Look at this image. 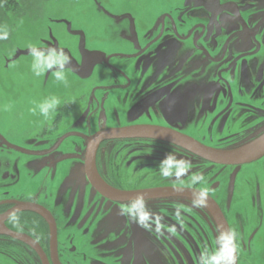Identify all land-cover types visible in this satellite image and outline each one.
<instances>
[{"label":"rangeland","instance_id":"rangeland-1","mask_svg":"<svg viewBox=\"0 0 264 264\" xmlns=\"http://www.w3.org/2000/svg\"><path fill=\"white\" fill-rule=\"evenodd\" d=\"M219 1L23 0L18 7L12 6L13 10L7 8L0 18V25L9 30V38L0 41V132L27 150L45 151L69 132L91 135L107 127L162 121L161 112L165 110L161 101L141 115L134 111L140 99L162 90L168 100L180 101L165 120L169 126L186 129L211 146L246 144L264 131V119L257 124L251 125V121L240 124L234 121V112L232 119L223 120L222 113L218 115L220 111L210 110L211 94L206 95L201 111L194 109V115L188 116L186 96L193 100L200 98L197 93L200 87L211 91L210 83L217 78L209 74L204 80L201 76L206 63L211 65L213 74L217 67L204 55L191 51L189 42H180L170 28L161 35V23L170 26L169 17L173 15L181 37H185L198 22L211 21L210 12ZM234 1L240 5L244 18L256 24L263 19L264 0ZM221 21L227 23L223 22L224 28L226 25L228 29L239 28L229 11ZM134 23L141 33L140 51L156 43L144 52L145 59L137 66L134 61L126 66L123 58L112 54L139 52L130 42ZM229 32L224 30L221 37ZM209 37L213 43L216 41ZM260 39L264 41V32ZM30 43L65 51L71 58L65 70L67 85L56 80L54 71L39 77L33 75L27 47ZM98 57L100 60L88 67L89 60ZM132 69H137L136 74ZM121 70L127 75L121 74ZM49 95L58 96L61 105L53 118L45 120L38 110L33 114L31 109ZM86 144L81 136H69L58 152L84 153ZM168 153L174 154L178 161L190 162L188 175L179 180L159 175V162ZM43 159V155L16 151H10L9 155L0 153L4 162L0 167V191L13 186L16 195L26 190L35 192L41 187V179L46 181L52 198H45L44 194L40 198L50 206L60 205L56 211L63 264H119L125 246L133 247L135 243L139 244L140 264H204L208 254L218 251L224 243L209 212L203 207H193L192 201L177 197L145 201L154 214L149 217L139 202L120 206L98 194L87 182L82 160H70L48 169ZM6 161L12 163L9 168ZM95 164L106 183L127 190L162 185L193 187L191 175H203L206 184L195 187H207L223 207L236 234L239 264H264V154L248 165L222 167L166 143L114 140L101 145ZM6 169L16 174L17 179H2ZM44 175L46 178H42ZM77 207L82 212L75 215ZM90 208L93 216L84 223L82 218ZM137 217L148 227L135 222ZM31 234L47 245V233ZM220 255L226 258L225 249ZM0 264L42 262L27 245L0 234Z\"/></svg>","mask_w":264,"mask_h":264},{"label":"flooded vegetation","instance_id":"flooded-vegetation-1","mask_svg":"<svg viewBox=\"0 0 264 264\" xmlns=\"http://www.w3.org/2000/svg\"><path fill=\"white\" fill-rule=\"evenodd\" d=\"M187 3H189V0H187ZM218 3H219L218 6L216 8H213L214 10L213 11L211 10V12H210L212 14L211 21L198 22L195 26H193L189 29L188 34L185 37H181L182 34L180 33V27L178 26L177 22L173 18V15H170V17H169L170 26L166 22L161 23V29H162L161 35L164 34L166 28H170L172 33L174 34V36H176L180 42H182V43L183 42H189L188 44L192 45L191 51L194 50L196 52H199L201 55H204L205 59H207L208 62L216 65V67H217L216 72L213 74L212 73L213 71L211 69H209V68H212L211 65H207V63H206L205 68H204L205 73L203 74V76H201L202 77L201 79L206 80L207 75H209V74L212 76L215 75L214 77H216L217 80L210 83L211 84V91L208 92V91H206L208 89H201V87H200L199 89H197V93L200 94V96H199L200 98L193 100V99L189 98V96H186L185 99H186V103H188L187 104L188 116L192 117V115H194V113H193L194 109L201 111L202 107L204 106L203 104H206V95L211 94L210 99L212 102H210L209 105H210V110L212 112L218 111L217 110L218 107L221 108V107L227 106L229 108L228 110L225 111V114H222L224 116L223 120H230V118L232 119L233 114L235 112L236 114H235V120L234 121H237L240 124H243L247 121L248 122L251 121V125L257 124L259 121L264 119V105H262L263 101H264V75H262L260 78H258L259 79L258 80L257 77H254L255 74L252 72V70L253 69H259V64L262 65V68H260V69H264V63H261V62H264V41H261V39H260L261 34L264 32L263 31L264 16H263V19H261L256 24V23L251 22L250 19L248 20V19L244 18L245 16H243L241 13L240 5L236 1H234V0H225V1L220 0ZM228 11L231 12L232 15L234 16V18L236 19L237 24L239 25V28H234L233 26L232 27L229 26V29H228V25H226L225 28L227 30H230V32L227 35H225V37H221V35L223 34V31L226 30L224 27H222V26H224L223 22L226 23V21H221V18L223 16V14L226 15V13ZM165 14L163 17H165ZM132 26H133V28L132 27L130 28V33H129V35L131 36L130 42H131V46L136 49V48H139L138 45H140V42H141V33L139 32V27L137 26L136 23H134ZM135 26H136V28H135ZM123 29L126 31V26H124ZM197 29H199V33L195 34V31ZM133 30H136V32L135 31L133 32ZM150 33H151V31L148 32V34H150ZM124 36H126V35H124ZM209 36H213V38H215L214 40H216V41L214 43H213V41H210ZM219 37L221 39L217 40V38H219ZM161 38L162 37L160 36V39ZM155 43L156 42H153L149 46L147 45V47L141 51H140V49H142V48H139L138 49L139 52H135L134 54L133 53L132 54L127 53L125 51V52L113 53L112 55L115 54V55H118V57L123 58V63L126 66L128 65L129 61H134L136 66H137V64L142 59H145L144 55H146V53H144V52H148L149 49ZM128 46H130V44H128ZM213 46L215 48H213ZM123 47H125V45ZM215 51H216V55H214ZM147 56H149V54H147ZM155 57H157V56H155ZM102 59H103V57H102ZM132 71L136 74L137 69H132ZM121 74H123L124 76L127 75V73L123 70H121ZM253 74H254V76H253ZM135 89H136V87H135ZM137 89H139V88H137ZM164 93L165 92L162 90H156L154 92H151L149 95L140 99L135 104V108H134L135 114L141 115L147 108L151 107L154 103L161 101L162 107L165 110V112H161V115L163 118L162 121L158 120L154 123H135V124H130V125L150 124V125H159V126L170 127V128L176 129L180 132H183L185 134H188V135L194 137L195 139L205 143L204 142L205 139H200L199 137L193 135L190 131L183 129V128H180V127L169 126V124L166 123V121L170 118V116L168 114L170 113V111L172 109L175 108L174 106H176L180 103V101L176 100L177 98L170 101V100H168V97H164ZM107 96H108V94H107ZM197 100H199V101H197ZM182 102H184V100ZM221 110L222 109L219 110L220 111V113H218L219 116L222 113ZM229 110H230V116L228 117L227 113L229 112ZM226 114H227V117L225 116ZM156 118H158V117H156ZM223 124H225V121ZM126 126H129V125H126ZM115 127H120V126H115ZM107 128H109V127H107ZM102 129H104V128H102ZM70 133H74V134H71L69 136L76 135V136L83 137L87 143L86 136H89V135H85V134L80 133V132H69L66 134H70ZM263 133H264V131L260 132L257 136H255L254 138H252L248 142L253 141L254 139L261 136ZM66 134H64V135H66ZM69 136H67V137H69ZM62 137L56 143V145L50 149H47L45 151H33V150H27V149L23 148L22 146L14 144L10 139H8V137H6L4 134H2L0 132V153H3L4 155H9L10 151H12V152L16 151L18 153H23V154H30V155L32 154V155H37V156L43 155L44 166L46 168L48 167V169H50V168L52 169L53 167L57 168L60 165H62L63 163L69 162L70 160L71 161L75 160V159L82 160L84 163V172L86 175V171H85L86 150L84 153H78V152L59 153L58 149H59L60 145L62 144V142L64 140L67 139V137H66L65 139H63L61 141ZM114 140H124V141L150 140V141L162 142V143L173 145V146H175V147H177L183 151H186V152L198 157L197 155H195V154H193V153H191V152H189L183 148H180L174 144L164 142V141H160V140L146 139V138L108 139V140L103 141L100 144L99 148L106 141H114ZM209 146H211V145H209ZM213 147L235 148V147H221V146H213ZM236 147H239V146H236ZM86 148H87V144H86ZM97 152H98V150H97ZM67 154H76L77 157H72V158H67V159L61 160V161H57V159H59L63 155H67ZM203 160H205V159H203ZM205 161H207V160H205ZM207 162H209V161H207ZM253 162H250L247 164H242V165H221V164H215L212 162H209V163L216 165V166H222V167L223 166L224 167H240V166L251 164ZM11 164H12L11 161H6V163H5L6 168H9ZM3 165H4V162L2 160H0V167H3ZM56 176H58V175H56ZM1 177L4 180H8V179L16 180L17 179V175L12 173L9 169L4 170L3 173L1 174ZM42 178H46L45 175ZM86 179H87V182L89 184H91L87 175H86ZM40 182H41V185H39V187L41 186L40 189H38L35 192L26 190L27 194H26V191H23V192H19V194L17 193L18 195H16L13 186L7 187V188L1 190L0 191V215L6 214L8 211H10L11 209H13L14 207H16L17 205H19L21 203H34V204L40 205L43 208L47 209L50 212V214L52 215V217L56 223L58 256H59L60 263L63 264V262H62L63 251H60V247H59V233H60L59 222H60V219H59V217H58L59 215H57L58 213L56 211V209H58L60 207V205L56 204L54 206H50L45 200L40 198L43 194H44L45 198H49V199L52 198L51 197L52 192L49 190L50 186L48 188L47 183L44 179H41ZM91 186L93 187V189L98 194H100L103 198H105L109 202L118 204L120 206L132 204L131 202H119V201L111 200V199L103 196L99 191H97L92 184H91ZM162 186H171V185H162ZM154 187H158V186H154ZM184 187H190V186H184ZM117 188L124 189L121 186L117 187ZM148 188H151V187H148ZM192 188H196V187H192ZM196 189H198V188H196ZM48 190H49V192H48ZM125 190H127V189H125ZM209 195L212 196L216 200V202L220 205V207L222 208V210H223V212H224V214L228 220V217H227L223 207L221 206V204L217 201V199L212 194L209 193ZM173 198H176V197H173ZM177 198H185L186 200H188L190 202L193 201V199L186 198V197H177ZM163 199H169V198H163ZM152 200H158V199H152ZM144 201H151V200H144ZM136 203H138V202H136ZM203 208L205 210H207L205 207H203ZM74 211H75V215H78L79 213L82 212V211L80 212L78 210V207ZM12 215L13 214L9 215L7 217V219H5L3 222H0V225L4 226L5 228H7L10 231L25 233V234L31 236L32 238H34L39 243V245L44 250V252L46 253V255L48 257L49 264H54L53 260H52V254H51V226H50V223H49V220L47 219V217L44 214H42L41 212H39L37 210H32V209L21 210L17 213H14V215L17 217L16 222H13L11 220ZM92 216H93L92 208L87 209L86 212L84 213L83 218H82V222L86 223L90 219V217H92ZM228 223L230 225L229 220H228ZM27 226L32 227V229L31 230L28 229ZM230 228H231V231L233 232L231 225H230ZM218 230H219V228H218ZM88 231H89V229L86 228V233H88ZM219 232H220V230H219ZM0 233H7V232H5L4 230L1 229ZM31 233H47V235H48L47 245L46 246L43 245L35 237V235H32ZM220 234H221V232H220ZM9 237H11V240H13L14 242H20V243L27 245L39 257L42 264H45L42 257L40 256V254L38 253V251L34 247H32L31 245H29L28 243H26L20 239H17V238L12 237V236H9ZM235 243H236V241H235ZM236 247H237V245H236ZM237 252H238V250H237ZM140 258H141V255L139 252V244L135 243V245H133V247L125 246V249H123L121 254H120V258H119L120 263L119 264H140ZM238 259H239V257H238ZM238 264H239V260H238Z\"/></svg>","mask_w":264,"mask_h":264},{"label":"water","instance_id":"water-1","mask_svg":"<svg viewBox=\"0 0 264 264\" xmlns=\"http://www.w3.org/2000/svg\"><path fill=\"white\" fill-rule=\"evenodd\" d=\"M101 57L90 59L88 67L94 65L100 60ZM74 134H66L62 137L61 141L67 136ZM146 138L155 139L174 144L183 148L198 157L205 159L209 162L221 165H242L257 160L264 154V133L251 142L235 148H217L209 146L194 137L180 132L176 129L159 126V125H129L120 127H109L101 129L92 135L86 136L87 148L85 155V171L90 183L99 191L103 196L119 202H132L137 196H142L143 200L163 199L173 197H186L194 199L196 195V188L184 186H158L151 188H141L134 190H125L115 188L106 183L98 174L96 170V154L100 144L108 139H135ZM60 141V142H61ZM77 157L76 154L63 155L57 161L67 158ZM216 222L220 232H232L228 220L216 200L212 196H208L207 204L204 206ZM37 210L44 214L49 220L51 226V254L54 264H61L58 256L57 249V233L56 223L50 212L40 205L34 203H21L8 211L4 215H0V222H3L11 214L17 213L21 210ZM4 230L6 234L17 239H20L32 247H34L45 264H49L48 257L39 243L31 236L25 233L10 231L4 226L0 225V230ZM227 241H224L225 251L227 257ZM236 244V243H235ZM234 264H238V252H235Z\"/></svg>","mask_w":264,"mask_h":264},{"label":"clouds","instance_id":"clouds-1","mask_svg":"<svg viewBox=\"0 0 264 264\" xmlns=\"http://www.w3.org/2000/svg\"><path fill=\"white\" fill-rule=\"evenodd\" d=\"M9 38V30L6 25H0V41L7 40ZM28 51L32 57L31 71L34 76H41L45 72L54 71L55 78L58 82L65 85L68 84V74L65 71L69 64H71V58L61 48L49 46L47 48L38 47L36 43L28 44ZM61 105V99L55 95L46 96L39 104L31 109L33 114H36L37 110L39 115L45 120L53 118ZM190 169V162L178 161L174 154L168 153L159 162L157 170L159 175L164 179H181L188 175ZM190 184L195 187L196 185H205L206 181L203 175L194 173L191 175ZM209 196V189L207 187H200L196 189V195L192 201L193 207H204L207 204ZM139 202L144 206L146 214L151 217L154 214L148 208L146 202L142 196H137L131 202L132 204ZM13 222L17 221V217L13 214L11 216ZM137 223L142 227H148L147 224L142 222L139 217L136 218ZM221 241H227V257L220 255L225 249V244L221 243L220 249L214 253L208 254L204 260V264H234L235 252L237 247L235 244L236 234L234 232H227L220 234Z\"/></svg>","mask_w":264,"mask_h":264},{"label":"trees","instance_id":"trees-1","mask_svg":"<svg viewBox=\"0 0 264 264\" xmlns=\"http://www.w3.org/2000/svg\"><path fill=\"white\" fill-rule=\"evenodd\" d=\"M22 2H23V0H0V18H1V16L4 15V11L7 10V8H8V10H11L12 9V6H14L16 8ZM1 235H5V236L9 237L6 234H1ZM9 238L11 239V237H9Z\"/></svg>","mask_w":264,"mask_h":264},{"label":"crops","instance_id":"crops-1","mask_svg":"<svg viewBox=\"0 0 264 264\" xmlns=\"http://www.w3.org/2000/svg\"><path fill=\"white\" fill-rule=\"evenodd\" d=\"M252 72L255 74V76H254V74H253V76H254V77H257V79L260 78L262 75H264V69H260V68H259V69H253ZM258 80H259V79H258ZM246 84H247V83H246ZM248 84H249V83H248ZM223 105H224V104H223ZM223 105H222V106H223ZM220 109H222V110H221V111H222V114H225V111L228 110L229 108H228L227 106H224V107H221V108L218 107L217 110L219 111ZM227 114H228V117H229V116H230V110H229V112H228ZM227 114L225 115L226 117H227ZM235 125H236V124H235Z\"/></svg>","mask_w":264,"mask_h":264}]
</instances>
